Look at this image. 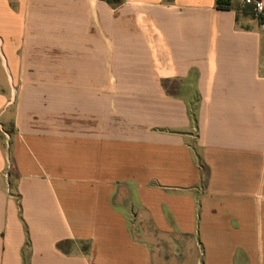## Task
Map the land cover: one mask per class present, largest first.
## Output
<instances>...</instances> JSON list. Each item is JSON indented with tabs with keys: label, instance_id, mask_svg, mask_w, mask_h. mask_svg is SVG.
Returning a JSON list of instances; mask_svg holds the SVG:
<instances>
[{
	"label": "crops",
	"instance_id": "crops-1",
	"mask_svg": "<svg viewBox=\"0 0 264 264\" xmlns=\"http://www.w3.org/2000/svg\"><path fill=\"white\" fill-rule=\"evenodd\" d=\"M247 8L0 0V264H155L148 227L201 264H264V22Z\"/></svg>",
	"mask_w": 264,
	"mask_h": 264
},
{
	"label": "rangeland",
	"instance_id": "rangeland-1",
	"mask_svg": "<svg viewBox=\"0 0 264 264\" xmlns=\"http://www.w3.org/2000/svg\"><path fill=\"white\" fill-rule=\"evenodd\" d=\"M3 129L0 130V143L2 144L7 143V140L4 141L5 133L11 137L14 134V127L12 128V125H7L6 128ZM8 152L9 154H11L10 147L8 148ZM9 164L10 169L8 168V174L16 175L15 168L13 166V161L11 158ZM12 181L14 183L15 177L12 178ZM130 217L133 218V215H130ZM147 230L148 231L143 232L142 237L148 238V240L153 239L152 242H154V248L155 246L156 248H158V251L155 248V264H201L198 259V254L196 250L193 249L194 245L191 239L178 235L172 237L162 236L150 227H148Z\"/></svg>",
	"mask_w": 264,
	"mask_h": 264
},
{
	"label": "built area",
	"instance_id": "built-area-1",
	"mask_svg": "<svg viewBox=\"0 0 264 264\" xmlns=\"http://www.w3.org/2000/svg\"><path fill=\"white\" fill-rule=\"evenodd\" d=\"M244 3L251 8V14L261 22H264V2L258 0H244Z\"/></svg>",
	"mask_w": 264,
	"mask_h": 264
},
{
	"label": "trees",
	"instance_id": "trees-1",
	"mask_svg": "<svg viewBox=\"0 0 264 264\" xmlns=\"http://www.w3.org/2000/svg\"><path fill=\"white\" fill-rule=\"evenodd\" d=\"M108 1L112 2V3L117 2V0H108ZM217 7H218V9H221V10H230L232 8V0H217ZM245 11H246V13H251V8H249V9L247 8ZM192 115H193L195 123H197V117H196L197 111L194 110ZM194 151H196L195 147H194ZM196 154H197V152H196ZM197 158H198V162H199L201 168L204 169V165L202 164L201 159H200L198 154H197Z\"/></svg>",
	"mask_w": 264,
	"mask_h": 264
}]
</instances>
